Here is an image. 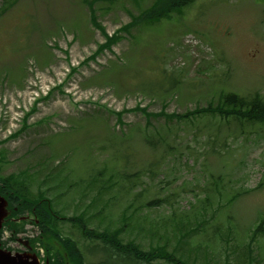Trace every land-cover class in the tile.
Returning a JSON list of instances; mask_svg holds the SVG:
<instances>
[{
	"label": "rangeland",
	"instance_id": "374dc122",
	"mask_svg": "<svg viewBox=\"0 0 264 264\" xmlns=\"http://www.w3.org/2000/svg\"><path fill=\"white\" fill-rule=\"evenodd\" d=\"M156 1L0 0V176L21 175L33 196L54 200L60 216L84 214L89 229L114 230L126 217L121 239L145 251L165 245L188 264H264V224L254 234L264 221V124L219 114L176 124L135 110L185 115L217 106L222 93L264 100V5L191 0L98 51ZM149 79L161 81L152 95L138 87ZM172 81L176 92L160 97ZM58 230L84 264L105 260L100 243L66 222ZM8 231L7 246L23 251Z\"/></svg>",
	"mask_w": 264,
	"mask_h": 264
},
{
	"label": "trees",
	"instance_id": "16d2710c",
	"mask_svg": "<svg viewBox=\"0 0 264 264\" xmlns=\"http://www.w3.org/2000/svg\"><path fill=\"white\" fill-rule=\"evenodd\" d=\"M191 0H157L155 4L148 10L141 12L137 17L132 18L131 22L121 27L111 37H106V41L103 45L98 48L99 52L109 49L113 44L117 43V36L120 31H125L133 28L138 22L145 21L151 24V21L161 20L169 17L172 11H176L178 8L184 7L190 4ZM158 69L156 66L155 71ZM72 72L75 70L72 69ZM153 80L149 79L148 83H141L138 85L140 88H145L151 95L154 94L153 89L161 87V81L159 84L154 85L151 83ZM169 82V81H168ZM168 82L164 81L162 84L166 85ZM177 83H172L166 87L160 97L169 95L172 97L173 93L176 92ZM164 93V94H163ZM166 93V94H165ZM221 100L218 103V107H212V103L205 109H196L185 115H175L164 113V107L162 106L161 111L158 114H147L144 109L136 108L135 110H141L147 119L153 116L164 117L168 122H175L180 124L183 120L190 119V117H197L202 115H210L215 117L216 114L224 117L226 120L232 118L237 121H246L247 123H260L264 124V102H261L257 98L246 101L244 98L238 97L235 94H221ZM220 99V97H219ZM123 112L116 113L117 119L121 124V116ZM223 118V119H224ZM149 125V121L146 123ZM156 136L159 138L158 142H161V135L155 131ZM146 140L153 146L157 142L153 140L151 135H145ZM166 149L173 151L171 146H166ZM0 161H4V156H0ZM155 164L150 166V171L155 169ZM21 175H8L5 177L0 176V195L7 201L8 208L11 211L10 218H19L25 216L26 213H32L36 218L38 225L37 227L41 231V236H47L49 240L55 241L63 249V252L68 257L71 264H84V258L77 249L76 244L68 239L61 238L58 235L56 224L59 222V217L56 216V211L53 207L54 200L46 197H42L40 191L37 196H33L29 189V183ZM25 181V182H24ZM94 183L97 181H93ZM92 182V185H93ZM93 202V200H92ZM91 202V204H92ZM95 202V201H94ZM162 202L161 199L148 201L147 206H158ZM104 212V209L101 210ZM132 213V212H131ZM84 214L78 217H71L68 220L74 227H77L82 236L88 239L90 242H98L101 244L102 256L106 258L98 264H148L156 259L164 260L168 264H188L183 261L181 257L176 256L175 253L166 250L165 245H157L156 247H149L147 251L143 250L140 244H136L135 240L130 238L126 242L121 239L122 233L125 232L129 223H126V217H123V223L121 226L114 230L104 229L103 231L90 230L84 225ZM4 227L10 230L12 240L15 239V234L19 231L18 226L14 222L6 221ZM259 228H262L261 226ZM143 229V228H142ZM260 231L257 229L256 232ZM180 233V231H179ZM65 260L63 253H59V256L55 257L54 264H64Z\"/></svg>",
	"mask_w": 264,
	"mask_h": 264
},
{
	"label": "water",
	"instance_id": "95a60500",
	"mask_svg": "<svg viewBox=\"0 0 264 264\" xmlns=\"http://www.w3.org/2000/svg\"><path fill=\"white\" fill-rule=\"evenodd\" d=\"M6 206L5 200L0 197V228L9 214ZM24 245H27V243L24 242ZM0 264H38V262L34 256L24 254L11 256V254L0 249Z\"/></svg>",
	"mask_w": 264,
	"mask_h": 264
}]
</instances>
